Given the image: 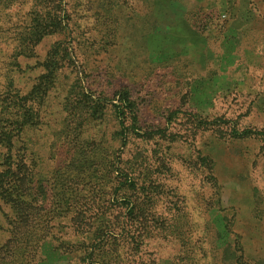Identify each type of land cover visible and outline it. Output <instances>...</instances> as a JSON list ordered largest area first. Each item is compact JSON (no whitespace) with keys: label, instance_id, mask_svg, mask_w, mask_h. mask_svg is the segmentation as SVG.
<instances>
[{"label":"rangeland","instance_id":"1","mask_svg":"<svg viewBox=\"0 0 264 264\" xmlns=\"http://www.w3.org/2000/svg\"><path fill=\"white\" fill-rule=\"evenodd\" d=\"M62 1L66 30L36 49L37 59L62 50L65 58L54 87L35 99L32 123L23 129L20 152L32 167L31 188L17 192L24 204L19 223L10 233L0 232V264H85L68 251L82 238L71 231L70 219L123 199L115 181L106 184L100 175L91 192L92 182L85 184L79 171L81 149L78 141H68L73 135L64 121L72 113L64 108L65 87L75 79L108 98L127 87L135 104L144 140L132 138L120 163L133 160L132 175L145 189L139 192L148 230L141 260L170 264L180 253L200 255L223 223L231 238L243 242L246 258L261 259L264 142L257 133L264 131V0ZM9 16L0 27V93L12 61L7 42L21 22L17 7ZM41 71L33 69L28 77L19 72V85L44 83ZM235 123L252 134L232 139L227 130ZM97 130L114 136L113 119L85 134ZM103 145L116 148L112 140ZM1 208L7 213V206ZM91 243L93 250L101 244ZM121 259L138 262L127 254Z\"/></svg>","mask_w":264,"mask_h":264},{"label":"trees","instance_id":"2","mask_svg":"<svg viewBox=\"0 0 264 264\" xmlns=\"http://www.w3.org/2000/svg\"><path fill=\"white\" fill-rule=\"evenodd\" d=\"M12 7H17L21 22L11 31L12 40L7 42L11 46L8 56L12 61L9 62L10 68L3 73L1 84L3 90L0 93V232L9 233L14 225L19 223L17 211L22 213L24 207L17 192L22 187H26L27 191L31 188L27 176L31 174L32 167L28 158L22 161L24 155L20 152L23 150L20 143L25 145L22 139L23 129L32 123L35 99H42L47 90L54 87L59 64L65 58L61 54L64 52L62 50L59 53L47 51L42 59H37L36 46L46 37L63 32L66 17L62 0H0L1 28L3 24L10 22L9 11ZM3 29H0V35H4ZM65 35L67 37L70 33L67 32ZM4 37L7 39L8 35ZM31 63L32 67L29 66ZM36 68L42 70L44 83L38 82L30 89L22 88L19 85V72L25 73L28 77ZM65 94L64 108L72 112L67 115L68 120L64 119L66 129L73 135L68 141L75 143L78 141L80 155L83 158L78 170L83 175L85 184L89 185L92 182L90 186L93 192L98 187L94 183H98L96 179L100 175L106 184L115 181V191H122L120 198H123L121 203H115V207L108 200V204L103 202V207H100L96 214L86 209L79 213L80 216L76 217V220H73L75 217L71 218V231L77 232L82 238L74 244L71 243L72 245L69 244L68 251L70 254L77 253L82 262L86 261L85 264H120L122 254H127L133 263L134 259H137L139 264H155L154 260L140 259L148 230L142 222L143 214L140 216L142 202L139 192L142 187L132 175L135 174L132 168L134 162L132 159H123L120 163V153H124V148L125 150L129 148L132 138L144 140V134L141 133L144 131L138 126V115L129 90L127 87L119 88L113 92L112 98H108L101 91H93L90 87H85L81 80L75 79L65 87ZM108 118L114 121V136L99 130L93 136L85 134L89 127L103 124ZM213 126L218 131L222 130L219 129L221 127L218 123ZM227 131V135L232 139L252 134L236 123ZM257 134L264 142V131ZM104 135H108V138ZM107 140L114 141L118 149L105 148L103 144ZM115 152H118V155H115ZM70 162L78 166L72 159ZM91 177L93 181L89 180ZM133 189L135 193H131ZM144 190L142 189V192ZM2 206H7V213L1 212ZM221 226L215 229L213 242L204 247L200 255L196 251L190 256L180 253L169 263L264 264V256L261 259L246 258L243 242L231 238L227 223ZM95 240L101 244L93 250L91 242ZM182 246H187V243L183 242ZM31 248L33 246H29L27 251ZM36 249L33 251L37 252ZM237 252L241 254L238 255ZM30 261L32 264H38L33 259Z\"/></svg>","mask_w":264,"mask_h":264}]
</instances>
